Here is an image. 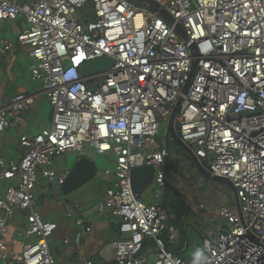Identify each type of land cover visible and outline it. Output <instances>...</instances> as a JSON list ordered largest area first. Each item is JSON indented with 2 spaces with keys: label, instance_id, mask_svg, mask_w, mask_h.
<instances>
[{
  "label": "built area",
  "instance_id": "1",
  "mask_svg": "<svg viewBox=\"0 0 264 264\" xmlns=\"http://www.w3.org/2000/svg\"><path fill=\"white\" fill-rule=\"evenodd\" d=\"M15 22L27 29L0 40V62L27 47L29 79L39 90L8 104L0 90V135L24 127L40 95L53 119L21 136L19 160L0 154L1 264H57L49 241L58 225L34 211L36 190L41 176L60 189L71 171L59 172L55 159L73 152L83 158L88 147L115 161L104 172L114 183L96 209L119 219L116 263L188 264L172 249L178 231L161 196L147 203L149 188L138 196L131 183L134 169L154 167L153 185L164 188L167 152L158 139L180 101L181 140L206 169L235 185L240 203L218 209V232L204 240L208 264H264V0H0V24ZM104 57L113 61L108 71L81 74ZM20 210L27 219L18 235L36 242L16 252L7 239ZM77 225L80 245L92 227L82 219Z\"/></svg>",
  "mask_w": 264,
  "mask_h": 264
},
{
  "label": "crops",
  "instance_id": "2",
  "mask_svg": "<svg viewBox=\"0 0 264 264\" xmlns=\"http://www.w3.org/2000/svg\"><path fill=\"white\" fill-rule=\"evenodd\" d=\"M14 1L18 4H27L31 0ZM17 23L16 26L7 23L0 24V32L2 33L4 30L3 34L0 36V40L10 38L15 40L16 36L27 29L26 23ZM10 55L12 57H9L8 55V57L5 58V62H10L11 66L9 69L4 68V66L0 64L1 101L4 104L10 103L18 95L37 92L39 90L38 85L32 83L29 79L28 68L31 64L30 50L27 47L20 46L15 53ZM36 105H38V109L41 108L44 112L41 115L33 117L35 111L33 107ZM47 109H49V115L45 112ZM25 117L26 124L24 127L10 129L0 135V154L5 155L10 160H19L22 156L23 150L20 147L21 136L23 134L34 135L42 129L50 127L53 119V112L46 99L40 95L36 98L34 105L29 111H27ZM106 157L111 158L110 156ZM184 157V155L182 157L179 156V159H183ZM59 159L61 158H57L54 161V167L59 172L72 170V168L65 166L61 167L57 164ZM79 159L80 158H78L77 161ZM175 166V164H170L169 156L167 167L168 178L164 188L159 189L163 191L168 187L167 185L172 186L173 184L172 188L182 193L183 199L187 204L185 215L179 222V227L175 225L170 226L176 228L179 237L172 245V249L175 253L183 257L188 264H192V253L195 248L200 247V242L198 243L195 240L193 244L190 241V235L188 232L190 228L185 226L186 218L190 212L195 211L198 215V217L193 220V223L195 222V227L198 229L196 231L200 237H204L205 240L209 232H218V209L223 205L235 207L236 203L232 192L230 197H228V195H218L216 200L202 201V179L199 181L197 180L198 183L187 187L184 184L185 177L182 175L183 173L186 174L185 171L180 170L179 176L173 172ZM97 175L98 170L96 177ZM103 176L105 177H103L104 182L100 183L98 186L94 183H90L67 196L62 193L61 188L51 187L46 179L41 176L40 184L36 190L37 203L34 206V211L40 214L45 220L54 222L58 225L57 231L49 241L51 253L57 264H79L82 261L92 262L93 264H109L113 261L112 257L115 256L116 252L115 243L119 238V219L112 213L100 214L96 209L97 202L105 198L106 190L114 183L113 177L106 175ZM200 177L202 178L201 175ZM53 189L56 192L57 200L47 201L45 204L43 203V205H41V202L45 198L41 191L51 192ZM151 192L152 189L149 188L143 196V200L147 203H154L158 201L157 197L161 196L160 201L166 208L165 197L159 194L153 195V193L151 195ZM2 196L3 192L0 191V198ZM202 204L206 206V210L202 211V209H199V205ZM70 209H73L74 211L72 217H69ZM25 212L26 211L23 210L18 211L10 221L11 235L8 237L7 243L10 249L16 252L20 251L21 243L36 242L35 238H30L25 241L18 235V230L26 224L27 212ZM80 219L84 220L85 225L92 227V232L86 235L79 245L77 240L80 229L77 225V221ZM172 219L179 221L176 216H170L169 223H171ZM192 245L193 249L191 247ZM148 247H151V243L149 242L146 245L144 253H146Z\"/></svg>",
  "mask_w": 264,
  "mask_h": 264
},
{
  "label": "rangeland",
  "instance_id": "3",
  "mask_svg": "<svg viewBox=\"0 0 264 264\" xmlns=\"http://www.w3.org/2000/svg\"><path fill=\"white\" fill-rule=\"evenodd\" d=\"M89 8H90V6L87 5V9H89ZM17 24L18 23L15 22L13 25L16 26ZM3 32H4V30L2 31V33L0 32V36H1V34H3ZM16 38H17V36H16ZM18 47H20V46H18ZM9 57H12V56L9 55ZM0 64H2L4 66V68H6V69H9L11 66L9 61L5 62V59L1 60ZM37 107H38V105L33 107V109L35 110L33 113V117L41 115L44 112L43 109H41V108L38 109ZM45 112L48 113V115H49V109H47ZM168 123H169V119H165L162 126H161V132H160V137L158 139V142L160 143V145L162 147H165ZM169 154H170V164L176 165L175 168L173 169V172H175L176 174H178L180 176V174H179L180 170L185 171L186 174L183 173L182 175L185 177V183L184 184L187 187L192 186L195 183H198V181L202 179V201L203 200L204 201L216 200L218 195H221V196H223V195L227 196L228 195V197H230V194L232 191L225 184L209 181L203 176L201 178L200 174L196 171L194 164H193V161L189 157L188 153L186 151H184L182 148H180L174 141H170ZM69 155L68 156L65 155V156L61 157V159H59V162H57V164H59L61 167L65 166L68 168H73L74 165L76 164L79 156L76 152H73ZM183 155L185 157L183 159L182 158L179 159V156L182 157ZM86 156L88 158H90L96 164V166L98 168L97 177L87 184L94 183L95 185L98 186L100 183L104 182V179H103L104 176L103 175H105L104 174L105 169L109 168L112 170L115 168V161L113 158H109V157L101 156V155L97 154L92 148H89V147L86 149ZM171 170H172V168H171ZM87 184H85L84 186H86ZM46 185H47V183H46ZM84 186H82V187H84ZM151 186H152L151 195L153 193V195L159 194V195H162L165 197V205H166L165 210L167 211V213L170 214V216H176L175 212L181 206L184 208L186 207L187 204L183 199L182 193L173 189L172 188L173 184H172V186L167 185L168 187L165 188L163 191H161L157 185L152 184ZM41 193L45 196V198L41 202V205H43V203L45 204L47 201H53V200L56 201L57 200L56 192L54 189L51 192H44V191L42 192L41 191ZM228 200H230V199H228ZM196 217H198L196 212L191 211L190 214L188 215V217L186 218L185 226L190 228V230H188V232L190 235L191 243L194 244V241L196 240L198 243L200 242V248H205L204 247V237H202V238L200 237V235L196 231L198 229H196V227H195V222L193 223V220ZM179 222L180 221H177L176 219L175 220L172 219V221H171V223H169V225H173V226L175 225V226L179 227V224H180ZM191 247L193 249V245ZM112 260L116 261V252H115V256L112 257Z\"/></svg>",
  "mask_w": 264,
  "mask_h": 264
},
{
  "label": "water",
  "instance_id": "4",
  "mask_svg": "<svg viewBox=\"0 0 264 264\" xmlns=\"http://www.w3.org/2000/svg\"><path fill=\"white\" fill-rule=\"evenodd\" d=\"M134 1V0H130ZM136 1H141V0H136ZM154 11L159 12V14L166 20L172 21V18L163 10H160L157 5L154 7ZM179 34L186 39L185 34L181 28L178 29ZM191 49L193 51V55L195 58L199 56L195 45L191 46ZM113 64V61L108 58H100L95 61H91L87 64H85L81 68V74L85 77L91 76L93 74H98V73H103L108 71ZM197 67V60L195 61V66H194V72L193 76L191 78V81L188 84L187 90L189 86L192 83L195 71ZM92 81H88V85H90ZM186 90V91H187ZM180 107H181V101L175 106V109L173 110L170 118H169V123H168V129H167V137H166V152H167V157H166V164L165 167H168L169 163V144L170 141H174L180 148H182L184 151H186L189 155V157L192 159L195 165L196 171L203 177H205L207 180L216 182V183H222L225 184L230 188L232 191V194L235 199V203L238 209H240V203L239 199L237 196V189L235 185L229 181L226 178L216 176L212 174L208 169H206L196 158L194 152L188 145H186L180 138L179 133L177 132V126H176V120L177 116L180 112ZM97 166L96 164L89 158L83 157L80 158L77 163L74 165V167L71 170V173L66 180L65 184L61 187L62 193L67 196L71 194L72 192L76 191L77 189L81 188L85 184L91 182L92 180L95 179L96 174H97ZM155 175V170L154 167H142V168H136L132 171L131 173V183H132V189L137 194L138 196H142L143 193L151 187L153 184V179ZM109 264H117L116 261H113Z\"/></svg>",
  "mask_w": 264,
  "mask_h": 264
},
{
  "label": "clouds",
  "instance_id": "5",
  "mask_svg": "<svg viewBox=\"0 0 264 264\" xmlns=\"http://www.w3.org/2000/svg\"><path fill=\"white\" fill-rule=\"evenodd\" d=\"M192 264H208V257L205 248L197 247L192 253Z\"/></svg>",
  "mask_w": 264,
  "mask_h": 264
},
{
  "label": "trees",
  "instance_id": "6",
  "mask_svg": "<svg viewBox=\"0 0 264 264\" xmlns=\"http://www.w3.org/2000/svg\"><path fill=\"white\" fill-rule=\"evenodd\" d=\"M185 212H186V207L184 208L182 206L176 210L175 214L179 221L182 220V218L185 215Z\"/></svg>",
  "mask_w": 264,
  "mask_h": 264
}]
</instances>
